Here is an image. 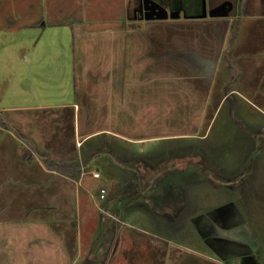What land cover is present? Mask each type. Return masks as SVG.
Instances as JSON below:
<instances>
[{
  "label": "crops",
  "instance_id": "obj_1",
  "mask_svg": "<svg viewBox=\"0 0 264 264\" xmlns=\"http://www.w3.org/2000/svg\"><path fill=\"white\" fill-rule=\"evenodd\" d=\"M57 1L0 0V264L80 263L71 232L56 224L61 203L67 204L84 174L101 178L90 170L98 155L115 166L135 165L138 172L130 169L139 175L117 196L131 198L111 213L113 222H124L140 208L156 210L157 198L139 206L138 197L174 187L166 186V178L142 181L146 167L154 178L164 162L142 169L139 162L146 158L143 150L152 154V145L162 141L205 148L197 155L183 151L169 160L172 167L163 166L196 171L200 188L214 191V205L192 199L179 212L183 221L196 217L199 203L224 208L229 201L232 210L222 220L247 215L252 222L262 207L251 214L243 207L264 204V0H67L65 6ZM28 110L44 118L18 117ZM131 150L134 163L116 154ZM235 150H246L244 161L227 162ZM167 190L160 204L171 197ZM228 191L235 196L229 198ZM179 192L174 196L184 194ZM153 232L150 237L165 238ZM116 234L112 227L85 262L97 254L96 262L109 264L117 253ZM237 239L229 234L214 241L229 246V255L244 248ZM225 247L217 250L224 253ZM160 251L165 259L172 253ZM211 263L228 264L220 257Z\"/></svg>",
  "mask_w": 264,
  "mask_h": 264
},
{
  "label": "rangeland",
  "instance_id": "obj_2",
  "mask_svg": "<svg viewBox=\"0 0 264 264\" xmlns=\"http://www.w3.org/2000/svg\"><path fill=\"white\" fill-rule=\"evenodd\" d=\"M57 2L60 6H65L67 0H58ZM77 2L79 3L80 0ZM86 2L88 3V0ZM50 6V10H52V5ZM161 8L163 9L162 6ZM37 116L40 117L43 115L38 113V111L29 110L25 111L22 115L18 114V117L24 118L25 121L28 120L29 122H32ZM25 127L28 128L29 125L26 124ZM212 127L209 131L210 135H213L216 131V126L214 129ZM52 129L53 127H50L48 132ZM61 133L64 135L63 132ZM210 139L208 143L211 141ZM152 147L155 148V152H152V154L149 153L148 149L146 151L143 150L142 154H145L146 158H140V168H144L149 163L151 165H154L156 162L157 164L164 163L161 166L159 165L160 168L159 166L157 167V174L154 178H151V172L146 167L142 174V181L147 183L157 177V181L161 182V180L166 178L164 180L166 186L169 184V186L174 187L173 190L163 188L164 190L172 192L171 197H168L166 194L167 196L162 200L161 204L160 198L163 195L162 191H164L162 189L153 192V196H147L146 199L142 196L138 197L139 206L147 204V202L150 203L149 198L151 200L157 198V200L155 199L157 201V211L154 209L148 213L145 212L146 210L143 211L140 208L139 212L125 217L124 222L119 224H116L110 219L112 212L116 213L118 209L120 211L121 206L123 209L126 208L130 201L131 196L129 199L124 200L117 198L118 195H121L125 184L133 180H138L139 178V175L136 174L138 171L135 165L132 164L135 162L133 150L127 155H123V152L116 153L123 160H134L131 163L132 166L134 165L133 167H129V165L122 166L120 164L116 166L112 165L111 159L107 155L101 154L94 159L92 158V169L90 170L98 171L101 174V178H94L92 171L89 174H84L82 180L77 182V187L75 186V189L72 188L73 193L68 195L67 204L61 203L62 214L58 216L60 223L56 225L60 230H63V226H65L71 232V247L80 252L81 261L79 264H89L85 260L89 254L99 251L101 246L106 243V236L112 227L118 233L116 234L118 236L117 242L113 249V253L114 251H117V253L113 254L116 256L110 260L109 264H212L211 261L218 259V257L226 260L228 264H263L264 204L258 203L256 207H243L249 214L253 212V209H258L259 206L262 207V210H260L256 217L251 215L252 217L254 216L251 219L252 222L249 220L251 217L247 215L237 217L234 222H227L222 220L221 215L227 212L228 209L232 210V206L229 207L227 205L230 204L229 201L225 202L223 206H226L224 208L218 204L214 207H204L199 203L198 208L195 207L194 216L196 217H193L191 221L186 223L179 217V212L187 210L186 207L192 202V199L199 198V201L202 200L206 205H214L209 200V198H212L211 194L214 191L200 188V181H197L196 171L188 173L185 170H173L175 168H172L173 171H169L168 168L164 169L163 166L172 167V163L169 160H174L175 157L177 160L178 155L183 154V151L190 155H197L202 154L205 148L199 142L190 141L187 143L181 142V139L162 141L156 145H152ZM74 149L76 150L77 147L75 146ZM101 149L104 150L107 148L102 145ZM230 152H227V155ZM246 153V150H235V154H229L226 160L229 163L233 160L237 163V160L240 158L244 161ZM224 158L223 156L222 159ZM130 168L136 172L133 173ZM241 177L242 175H239V178ZM261 178L262 183H264V175H261ZM170 181L171 183H168ZM175 182H180L179 185L182 186V189H176ZM158 187H161L160 183ZM254 189L256 188L251 187V191ZM175 191H180L179 193L184 192V194L174 196ZM138 194H141V191H138ZM227 194L229 198L235 196V193L231 191H228ZM182 200L183 205L179 206L178 203ZM171 210L173 211L172 215ZM160 218L161 221H159ZM155 230L166 239L162 237H156L157 239H154L152 236L150 237V235H154L153 231ZM229 234L237 236L242 245H244L243 249L241 247L239 248L242 249L239 254L229 253L228 255L226 251L229 246L225 247L222 241H214L215 238H228ZM119 238L120 240H118ZM206 238L208 239L207 241H205ZM175 242H180L185 248L175 247ZM197 242L200 244H197ZM219 246L221 248L222 246L225 247L223 250L224 253H220L217 250ZM247 249L250 252L256 251L261 254L259 257L256 256V258H252L251 256L244 257L245 254L242 251L244 250V252L248 253ZM159 250H168L172 251V253L168 254V258L165 259L164 252H159ZM155 251L158 252L154 255ZM97 256V254H94L93 261L90 264H100ZM97 260H99V263L96 262Z\"/></svg>",
  "mask_w": 264,
  "mask_h": 264
},
{
  "label": "built area",
  "instance_id": "obj_3",
  "mask_svg": "<svg viewBox=\"0 0 264 264\" xmlns=\"http://www.w3.org/2000/svg\"><path fill=\"white\" fill-rule=\"evenodd\" d=\"M94 176L95 177H99V173H94Z\"/></svg>",
  "mask_w": 264,
  "mask_h": 264
}]
</instances>
